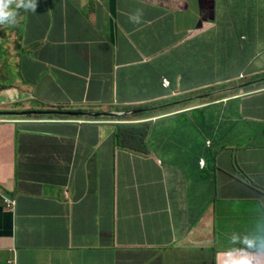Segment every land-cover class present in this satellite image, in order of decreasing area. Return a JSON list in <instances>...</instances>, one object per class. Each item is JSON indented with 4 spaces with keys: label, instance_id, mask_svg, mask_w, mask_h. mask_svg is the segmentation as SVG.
Returning <instances> with one entry per match:
<instances>
[{
    "label": "crops",
    "instance_id": "obj_1",
    "mask_svg": "<svg viewBox=\"0 0 264 264\" xmlns=\"http://www.w3.org/2000/svg\"><path fill=\"white\" fill-rule=\"evenodd\" d=\"M17 16L40 59L24 69L26 83L17 69V88L47 106L63 104L57 100L67 92L65 103L87 108L64 119H50L47 108L15 119L11 108L0 110L8 113L0 123V185L17 193L14 212L0 200V264L14 253L18 264H218L232 233L264 224V213L262 223L253 220L264 198L233 208L228 188L239 178L264 184L263 145L252 148L264 142V103L254 98L260 88L236 91L229 101H204L203 93L227 86L261 51L253 16L264 18V0H144L136 7L36 0L34 11ZM173 32L160 50L161 35ZM0 45L13 60V44ZM159 72H167L170 89L155 81ZM101 109L118 117L105 122L94 115ZM207 121H214L209 129ZM128 124L133 143L119 134ZM207 138L221 152L214 155ZM200 217L213 224L202 246L189 242ZM247 254L254 264L256 253Z\"/></svg>",
    "mask_w": 264,
    "mask_h": 264
},
{
    "label": "clouds",
    "instance_id": "obj_2",
    "mask_svg": "<svg viewBox=\"0 0 264 264\" xmlns=\"http://www.w3.org/2000/svg\"><path fill=\"white\" fill-rule=\"evenodd\" d=\"M13 1L14 0H0V28L4 27L7 29H12L18 33V31L20 30V26L18 25V16H17L18 9H24L26 11H34L36 7V0H18V2H16L15 4H13ZM108 1L113 2L115 5H120L122 1L131 2L133 3V5H135V7L141 5L144 2V0H108ZM96 2L98 4H101V0H96ZM138 17H139V14H137L136 18L138 19ZM253 18H254L253 26L255 28V30L253 31V39L256 41H262L264 43V35L262 34L264 29H260L259 27H257V25L259 24V21L254 16ZM175 33L176 32L164 33L161 35L162 38L160 40V50L165 44L170 42L171 38L175 35ZM240 36H241L240 39L242 41H245L247 38V35L245 34V32H242ZM177 44L178 42L171 44L170 48H172V50H175ZM260 49L261 51L259 53H255L256 55L254 57L248 58V61L246 64L260 63L261 65H263V67H259L253 70L244 68V70L239 72L236 76H233L227 79V86H224V87L216 86L211 90L206 89L203 92L205 93V96L211 97L215 101L219 99H224L227 97V101H229L235 95H237V94H234L236 91L246 89V88L252 89L258 85L260 90H258L259 92L255 93L254 98H256V101L258 103L263 104L264 103V78H263L264 77V46ZM0 54L4 55L6 59H8V57L10 56L7 49L0 48ZM255 57H258L259 60L258 61L254 60ZM260 73H262V75L258 76ZM22 76L24 78L23 80H22V77H19V78L24 83H26L23 73H22ZM260 78H263V79L259 81H255ZM242 84H244V86H242ZM161 86L164 89H170L171 87L170 79L165 76L162 77ZM225 88H227L226 92L217 93V91L223 90ZM259 88H256V89H259ZM63 97L64 95L57 100V101H61V103L63 104H58L55 106L54 105L47 106L46 105L47 103L42 102L37 97L40 100L38 101L35 94L17 88L15 96H11L10 97L11 99H8V100H1V102L3 104L8 105V107L12 109L11 111L13 115L10 114L9 116L14 117L13 119L17 117H26V118L36 117L40 115L41 113H43V111H46V108L48 110V116L50 117V119L51 118H60V119L74 118V117H82L85 115L81 113L82 111L80 110H84L85 108H87L86 104L84 103H81V104L65 103L64 101H70L71 96L69 97V99H66ZM23 103H29L30 106L24 107L22 106ZM35 104L41 110L34 109ZM39 105H43L45 107L40 108ZM100 112L101 113H96L94 115L98 117H105V116L108 117L109 120L105 121L107 122V121H113L114 118L118 117L117 114L119 111L115 113L114 112L111 113L109 111H105L101 109ZM44 113H47V112H44ZM0 116L6 117L5 119H0V123L8 121L7 112L6 114H3L0 112ZM119 118H122V117H119ZM13 122L14 120H12V123ZM129 125L130 124L119 127V134H124L125 136H128L129 130H131L132 132V127ZM130 134H131L130 136H133V133H130ZM123 140H125L126 143H128V140L126 137ZM212 141H213L212 139L207 138L206 146L207 148H210V149L212 148L213 154L216 155L219 152H221L223 148L215 149V146L213 145V143L215 142H212ZM124 145L126 144L124 143ZM261 145H263V149H264V142L263 144L258 143L256 147H252V148H258ZM244 149H248V148H244ZM201 163L204 164V159L201 160ZM235 166H236L237 171L243 177H245V173L243 172V170L240 167H237L236 163H235ZM228 188L232 190V192L229 195L230 197H232V199L236 203H241L245 200L254 201L256 194H259L264 198V184L263 183H261V187L253 186L247 180L239 178V179H234L233 181H231ZM16 199H17V193L15 191H7L4 188H2V186L0 185V200L2 202V208L5 211L14 212L16 210V206H17ZM231 203L234 204V202H231ZM261 208H263L264 210V201L259 202V206H258L259 215L261 212L260 210ZM251 211H254V210L251 209ZM197 223L199 224V226L197 227V229H193L191 231V235L194 232H198L196 234L198 236V242L195 245L202 246L207 241V239L210 238V235L213 229V224L211 221H209V219L204 218V217H200ZM229 245L230 246L225 248V250L221 253L223 260L221 262H218V264H252V258L250 255L247 254L250 251L256 253V257H253L254 264H260V257L262 254H264V224H258L252 231L247 232V233H236V232L232 233L229 238ZM6 264H18V259L15 253L12 258H8L6 260Z\"/></svg>",
    "mask_w": 264,
    "mask_h": 264
},
{
    "label": "trees",
    "instance_id": "obj_3",
    "mask_svg": "<svg viewBox=\"0 0 264 264\" xmlns=\"http://www.w3.org/2000/svg\"><path fill=\"white\" fill-rule=\"evenodd\" d=\"M235 30V29H234ZM236 31V30H235ZM16 31L12 29H7L4 27L0 28V43H2L4 40L9 41L13 44L12 50L14 52L13 54V60L5 59L2 61V69L5 72L6 77L8 78V81H4L6 85L0 87V97L4 99L0 100H8L11 99V96L16 95L17 90V84L14 83L12 79H14L15 75L17 73V69H19L18 77H22V80L24 79L22 76V73L26 67H29L32 61H36L39 59V57L35 54L36 52V43L31 38H25L23 36V31H18V39L15 37ZM44 35H40V37H43ZM2 49H8V46H1ZM4 56L0 54V57ZM5 57V56H4ZM40 60V59H39ZM37 63V62H36ZM10 65V71H7L5 67ZM251 64L246 68L250 69ZM167 72H159L158 76L155 77V81L158 83L161 82L162 77L166 76ZM204 74H206V69L204 70ZM1 80V78H0ZM15 80V79H14ZM8 97V98H6ZM211 97L204 99V101L210 100ZM205 121V119H204ZM207 124L210 128V126L214 125V121H210ZM228 136V135H227ZM212 137V136H211ZM213 142V141H212ZM202 147L200 148L201 151ZM210 151L213 150L210 149Z\"/></svg>",
    "mask_w": 264,
    "mask_h": 264
},
{
    "label": "rangeland",
    "instance_id": "obj_4",
    "mask_svg": "<svg viewBox=\"0 0 264 264\" xmlns=\"http://www.w3.org/2000/svg\"><path fill=\"white\" fill-rule=\"evenodd\" d=\"M257 20L259 21V24L257 25V27H259L260 29H264V19H263V16H258L257 17ZM19 31H21V30H19ZM262 34L264 35V31L262 32ZM216 35H217V37H220V38H222V34L221 33H216ZM253 41H254V48H256L257 46H259L260 48H262L263 46H264V43L262 42V41H256V40H254L253 39ZM256 53V52H255ZM255 53H254V55H255ZM6 58L4 57V56H1L0 57V78H1V80H3V81H8V78L6 77V75H5V72L3 71V69H2V65H1V63H2V61H4ZM252 59V58H251ZM251 61H253V60H251ZM251 64V67H250V69L249 70H253V69H256V68H259V67H263V65H261L260 63H249V64H245V68H247L249 65ZM205 66H207V67H209V68H212V67H220V68H227V63H219V64H211V63H209V64H205ZM5 69L7 70V71H10V65L9 66H7V67H5ZM227 72V71H226ZM262 75V73H260L258 76H261ZM32 77V76H31ZM257 78V77H256ZM264 78V77H263ZM263 78H260V79H257V80H255V81H259V80H262ZM205 84L206 83H208L210 80H211V78L207 75V74H205ZM26 80V79H25ZM254 81V82H255ZM192 83L193 84H196V82H194V81H192ZM242 86H244V84H242ZM69 94H67V92L64 94V98H66V99H69ZM22 106H24V107H29L30 106V104L29 103H23L22 104ZM8 106H2V107H0V110H2V109H5V108H7ZM39 107L40 108H43V107H45V106H43V105H39ZM132 137L133 136H130V135H128V136H126V138H127V140H128V142L129 143H133L132 142ZM238 193V192H237ZM234 205H236V206H234ZM238 206H240V204L239 203H236L235 202V204H233V208H236V207H238ZM261 210V212H260V218L259 219H255V218H253V220H255V221H257V222H261L262 223V221H263V218H261V215L263 214V208H261L260 209ZM245 220L248 218V216H246V215H243L242 216ZM238 226H240L239 225V223H238ZM241 231H243V232H248L247 230H246V227L244 226V227H242L241 229H240ZM198 232H194L189 238H190V240H189V242L190 243H192V244H196L197 242H198V236L196 235Z\"/></svg>",
    "mask_w": 264,
    "mask_h": 264
},
{
    "label": "bare ground",
    "instance_id": "obj_5",
    "mask_svg": "<svg viewBox=\"0 0 264 264\" xmlns=\"http://www.w3.org/2000/svg\"><path fill=\"white\" fill-rule=\"evenodd\" d=\"M37 118V117H36ZM39 119V118H38Z\"/></svg>",
    "mask_w": 264,
    "mask_h": 264
}]
</instances>
